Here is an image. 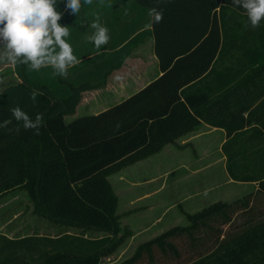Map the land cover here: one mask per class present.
I'll use <instances>...</instances> for the list:
<instances>
[{"label":"trees","instance_id":"1","mask_svg":"<svg viewBox=\"0 0 264 264\" xmlns=\"http://www.w3.org/2000/svg\"><path fill=\"white\" fill-rule=\"evenodd\" d=\"M112 1L114 22L128 18L124 23L129 26L122 38L124 45L115 53L122 57L117 65L134 46L152 35L160 76L111 107L72 121H67V116L74 115L82 91L91 87L85 83L63 87L36 79L35 83L33 77L23 76L22 82L0 93V124L9 121L0 127V196L17 187L25 188L37 215L57 224L108 234L100 238L33 235L10 240V244L0 246L1 252L8 253L3 264H24L21 251L34 260L32 264H99L121 242L115 238L118 197L109 175L159 151L203 122L227 130L229 140L224 148L231 177L258 182L264 192V122L261 127L250 123L256 113L253 107L264 93L243 94L253 96L251 102L244 97L229 100L230 96H241L243 92L238 89L254 83L257 76L241 79L240 70L235 71L234 62L227 60L239 50L243 68L264 61L257 46L234 44L229 36L237 26L244 27L249 35L264 24L252 29L243 19V7L233 5L232 0ZM119 3L124 5L121 12ZM92 4L82 6L86 19ZM55 7L63 13L68 11L66 0H57ZM152 8L162 11L161 23H153L149 15ZM149 24L151 28L146 27ZM260 47L264 49V44ZM256 71L264 72V65ZM221 90H226L223 97L218 96ZM33 91L38 93L35 100L31 99ZM220 104L224 108L218 112ZM17 106L33 120L41 114L39 129L23 128V122L10 111ZM258 107L264 108V100ZM223 110L230 111L231 116L216 121ZM246 132H252L251 143L258 141L249 151L254 157L233 150L243 143L240 136ZM247 198L242 200L245 208ZM237 203L224 202L205 209L190 225L177 226L142 244L121 264H264V219L244 225L235 235L227 236L221 228L233 222V214L239 211ZM208 231L217 232L218 244L208 242Z\"/></svg>","mask_w":264,"mask_h":264},{"label":"rangeland","instance_id":"2","mask_svg":"<svg viewBox=\"0 0 264 264\" xmlns=\"http://www.w3.org/2000/svg\"><path fill=\"white\" fill-rule=\"evenodd\" d=\"M145 42L144 44H137L131 49L130 56L134 61L131 62L130 60V66L126 68L129 72L133 71V69L134 73L143 70V62L136 63L132 69L131 64L135 61L143 59L149 62L152 48L149 39ZM263 65L264 61L248 69L242 66V76H240V78L247 77V74ZM237 66H241V63L238 62ZM155 68H157V65ZM149 72L150 73L146 72L144 76L138 77L141 78V80L144 79L141 82H148L153 79L155 76L153 67L150 68ZM120 77L125 79L124 75H120L118 81ZM138 78L131 77L130 79L129 77L130 85L128 87L126 86V89L121 90L120 93L117 94L118 97L114 94L111 99L115 101L117 98H124L136 91V89L141 87V85L139 86L137 83ZM9 79L10 78H0V88L6 84ZM132 79L135 84H131ZM102 98L105 99L106 95L101 94L98 96L97 100ZM113 101H109L108 103ZM93 105H95V108H84L80 106L74 115L67 116V121H72L74 118L82 115L100 112L103 110V107L106 106L103 104L102 107L101 103L98 102H93ZM197 135L199 137H197ZM201 136L213 135L207 134L206 130H201L199 125L192 131L165 144L159 151L147 155V157L142 159L130 162L125 167L109 175V180L118 197L116 208L118 225L116 227L117 231L115 233V238H121V242L112 254L103 256L99 264L123 263L131 258L142 244L177 226L190 225L197 214L219 203L238 202L237 205H239L237 206L239 211L233 214V222L221 226L227 236L241 232L244 225L249 223L255 224L264 219V192L260 189L258 182L241 183L237 181L232 182L233 185H230L228 182L230 178L227 179L228 176L225 181L223 180L219 153L220 156H222V154L220 150H218L219 153L217 151L219 143H221V135L219 133H215L213 140L205 141L202 145L204 153H206V150L209 152L208 159L218 161L215 164V175L218 174L219 178L213 182L214 190L211 188L207 193H202V190L198 188L200 185L198 181L199 174H192L190 173L191 171L188 173V178L185 176L181 178L184 170L187 169L182 166L180 167L182 162L188 160L187 163L192 164V167L198 164H207V162L204 161L208 159L202 160V158H204L202 151L199 149V146L196 147L197 143L202 138ZM190 137L193 138L186 141L189 142L187 143V148L184 150L182 148V152H176V143ZM211 168L212 167L209 168L210 171H212ZM212 175L213 174H210L209 177ZM205 183V185H208L210 181ZM17 188V193L19 195L16 202L11 201L0 211V225L10 218L11 229L17 227L20 232H27L37 236L58 237L63 234H74L88 238H100L108 234L106 231L98 229H84L73 225L57 224L46 217L37 215L34 212V203L27 189L22 187ZM244 198L249 200V205L246 208L242 201ZM15 213H17V216ZM208 234L210 236L207 239L210 244L214 243L216 245L219 243V239H215L217 236L216 231H208ZM1 245L3 244L0 243V246ZM210 246L211 245H209V247ZM21 254L25 257L24 264H32L34 262L30 256H25L26 253L24 251H21ZM2 255L3 252L0 251V257Z\"/></svg>","mask_w":264,"mask_h":264},{"label":"crops","instance_id":"3","mask_svg":"<svg viewBox=\"0 0 264 264\" xmlns=\"http://www.w3.org/2000/svg\"><path fill=\"white\" fill-rule=\"evenodd\" d=\"M118 7H116V9H118V11L121 12L124 5L119 3ZM113 9L115 11V6L112 0H93V4L91 5L90 10H89L90 18L88 19L85 18V13L83 11V8H81L80 12L77 15H73L70 10L64 13L63 18L59 21V23L69 28L71 35L67 39H68V42L74 48V55L80 61L78 64L68 69V74L66 77L59 76V75H53L54 69L51 66L42 67L38 71H34L28 65H25L22 63L14 64V63L8 62L7 60L0 59V78H10L8 82L0 88V93L3 92L8 86L13 85L15 83L22 82L23 76L33 77L32 81H34L35 83H36L35 81L36 79L40 82H47V83L52 82V84H55L56 86L61 85L63 87H67V86L71 87L73 85H79V84L85 83L87 86H91V87H87L86 89L82 91V97H81L79 104L77 105V109H79L80 106H83L84 108H95V105H93V102H98V103H101V106L103 104L106 105L105 107L102 106L104 110L122 101L123 99L127 98L131 94L135 93L136 91H138L139 89L147 85L150 81L160 76L161 69L159 65V60L154 52V37L152 35H148L147 37H145L143 40H141L138 43V45L144 44V42L147 41V39H149V42L152 48V54L149 57L150 59L149 62L143 59L142 60L139 59L138 61H135L133 64H131L132 69H133L136 63L143 62L142 71L138 73H134L133 72L134 69L131 72L126 70V68L130 66V60L131 62L134 61V59H131V56H130L131 52L129 55H127V57L125 58L123 63H121L120 66L117 65L118 62L121 61L122 57L121 56L116 57L115 53L118 54V50L124 45L125 42L122 41V38H123L125 31L128 29L129 26L125 24L128 21V18L125 19L124 21L125 23L121 22L120 19H119V22H114V17H113L114 13L111 11ZM97 14L98 15L100 14L99 15L100 23L105 25L109 29V33H110L109 42L106 45L102 46L99 50L95 48L94 43L88 40V37L94 31L90 27V25L96 19ZM243 16H245L243 19L247 20V23L249 24L248 26H251L247 15L244 14ZM261 24H264V21H262L260 25ZM124 25H126L127 27H124ZM229 36H231L230 39H233L232 43L238 44L241 46L242 44H249L251 46L255 45L257 46L256 47L257 50L259 49L263 53V49L260 46L264 44V25L260 29H257L254 34H249V35L247 34L246 29L244 27L237 26L233 28V31ZM2 43L3 41L2 39H0V44ZM115 44H120V45H118L116 49H112V46H114ZM4 51L5 49L2 47V45H0V57L3 56ZM240 55H241V52L239 50L238 51L236 50L232 55L229 54L227 56L228 61L234 62V68L237 69L235 71L240 70V73L238 74V76H242L241 69H243L242 66H237V63L239 62V59H240ZM156 65H157V68H155ZM112 66H113V69L109 72V69L112 68ZM151 67H153L155 71L154 72L155 76L153 77V79H151L148 82H141L144 79L141 80V78H138V77L144 76L146 72L150 73L149 70ZM256 70L257 69L253 70L251 73L247 74L246 76H249V75L251 76L253 74H256L255 76H257V80H255L254 83H250L248 86H242L240 89H238L239 91H237V92L242 91L243 92L242 95L237 96V99L234 98L233 96H230L228 98L229 100L237 101V100H242L243 99L242 97H244L245 99H248V101L251 102V100L254 97L243 95V94L264 93V72L256 73L257 72ZM107 72L109 73L107 74ZM120 75H124L125 79L123 77H120L118 81V77ZM129 77L130 79L131 77L132 78L137 77L138 78L137 83L139 84V86L141 85V87L137 85L139 88L136 89V91L125 96L124 98L123 97L117 98L115 101H113L111 97L114 94L117 95L118 93H120L121 90L126 89V86L128 87L130 85ZM131 84H135L133 82V79H132ZM225 91L226 90H221L219 92L220 95L218 96L223 97L224 96L223 92ZM101 94H105L107 99L102 98L100 100H97L98 96H100ZM261 100H264V97L262 99H258L256 105H254L253 109L256 111V113L254 114L250 122L252 125H258L260 127H261V122H264V108H261V107L256 108V106L259 104V102H261ZM109 101H113V102H110L111 103L110 104L108 103ZM220 108L223 109L224 108L223 105L221 104L218 105V112L220 111ZM238 113H239V110H238ZM237 115L240 116L239 114ZM244 115L246 117V124H249L248 123V121H250L249 112H246ZM226 116L228 117L231 116L230 111L223 110L221 113L217 115L216 121H221L223 120V118L225 120ZM200 128L201 130H206L207 134H212L214 137H215V133H219L221 135V143H219L217 151L220 150L222 154V156H220V153L218 151L219 158L221 160V166H222V169H221L222 178L225 181L226 177L228 176L227 179L230 178L228 179L229 184L233 185L232 182H237L238 180H235L231 177L228 171V167H227L228 159H227V154L224 148L225 143L229 140L227 130L224 127H219L214 124H210L208 122L201 123ZM247 128H249V126ZM251 135H252V132L243 134L242 136H240L241 137L240 139L243 141V143L240 144L239 146L238 144L234 146L233 150L236 154L239 153L240 151H244L245 152L244 155L254 157V155L250 153L249 151H251L253 148H256V147H253L252 145H257L258 141H255L253 139L251 143V140H250ZM213 136H201L202 138L196 145V147L199 146V149H201L202 151V154L204 157L202 158V160L209 158L208 150L205 151L206 153H204L203 151V148H202L203 142L213 140L214 139ZM197 137L199 136L197 135ZM191 138L193 137L183 139L182 141L176 143V147H175L176 152H179V151L182 152L184 149H186L188 146L187 143H189L186 141L190 140ZM247 148H248V151L245 150ZM187 162L188 160L185 162H182L180 165V167L182 166V167L189 169V170L187 169L184 170L183 174L181 175V178H183L184 176L188 178V173L190 171H191L190 173L192 174L193 173L196 175L199 174L198 181L200 182L199 183L200 185L198 186V188L199 190H202V193H207L211 188L214 187L213 182H215L219 178L218 174L215 175L216 173L215 164L218 161L214 159H208L204 161V162H207V164L205 165L198 164L195 167H192V164H188ZM210 167H212L211 168L212 171H210L209 169ZM239 169L241 170V167ZM210 174H213V175L209 177ZM208 181H210V183L208 185H205L206 184L205 182H208ZM238 182L248 183L245 181H238ZM250 183H255V182H250ZM17 189L18 188L11 189L5 192L4 195L0 196V208L2 207L0 211L4 209L6 205L9 204L11 201L16 202V200L18 199V195H19L17 193L18 191ZM15 215L17 216V213H15ZM10 224H11V219L8 218L0 225V243L1 244L8 245L10 244V240H16V239L24 238L27 236H33V234L31 233L20 232V230H18L19 228L17 227H15L14 229H11ZM6 254L8 253L4 251L3 255L0 257V264H3V258L5 259L4 256ZM8 264L10 263L8 262Z\"/></svg>","mask_w":264,"mask_h":264},{"label":"clouds","instance_id":"4","mask_svg":"<svg viewBox=\"0 0 264 264\" xmlns=\"http://www.w3.org/2000/svg\"><path fill=\"white\" fill-rule=\"evenodd\" d=\"M93 0H66V8L77 15L83 4H92ZM159 2V0H158ZM233 5L242 6L252 28H257L264 21V0H232ZM57 0H0V44L5 49L0 59L11 63L28 65L38 71L42 67L51 66L53 75L66 77L68 69L80 61L74 55V48L68 42L71 32L59 21L64 13L57 10ZM149 15L153 23H161L163 13L152 8ZM94 30L88 40L99 50L110 40L109 29L100 23V17L91 23ZM151 28L152 25H146ZM37 92L31 93L35 100ZM43 95V93H39ZM17 121L23 122L25 130L39 129L43 117L37 114L33 120L20 107L10 109ZM9 121H4L0 127H6Z\"/></svg>","mask_w":264,"mask_h":264}]
</instances>
